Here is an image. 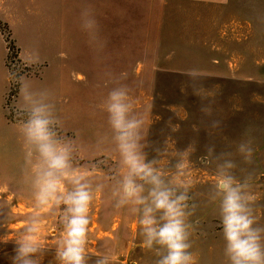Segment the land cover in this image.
<instances>
[{
    "label": "rangeland",
    "instance_id": "374dc122",
    "mask_svg": "<svg viewBox=\"0 0 264 264\" xmlns=\"http://www.w3.org/2000/svg\"><path fill=\"white\" fill-rule=\"evenodd\" d=\"M88 8L99 24L98 43H90L81 27V13ZM0 42L18 77L15 94H10V75L0 99V264H10L14 241L36 211L31 165L25 163L22 82L50 93L57 138L72 144L73 168L87 173L92 185L87 264L100 255L110 264H156L159 258L144 246L132 206H115L117 181L127 170L112 139L105 101L119 84L128 86L134 111L149 126L154 144L145 149L148 159L155 158L171 186H189L187 222L193 225L190 251L197 264H228L220 201L212 199L222 160L209 163L205 145H215L214 155L233 153L225 159L236 162L237 181L250 176L255 226L264 227V0H0ZM18 51L25 59L50 56L43 79L26 77L36 67ZM193 68L199 76L194 87L202 84V95L216 97L214 118L222 120V129L207 127L210 119L198 111L191 88L183 93L185 72ZM121 74L126 79H118ZM174 125L179 131H171ZM246 129L253 137L252 164L236 152ZM191 142L196 150L183 159V168L176 167ZM61 187L72 185L64 180ZM39 212L35 235L47 250L39 258L42 264H59L61 211Z\"/></svg>",
    "mask_w": 264,
    "mask_h": 264
},
{
    "label": "clouds",
    "instance_id": "9594fccd",
    "mask_svg": "<svg viewBox=\"0 0 264 264\" xmlns=\"http://www.w3.org/2000/svg\"><path fill=\"white\" fill-rule=\"evenodd\" d=\"M81 27L90 43L99 42V24L91 8L81 13ZM189 77L183 87L198 97V111L203 118L210 119L209 129H222V120L214 118L215 95H202L199 87H194L199 80L198 71L189 69ZM126 79L125 74L118 78ZM20 111L27 116L22 127L26 152L25 163L31 165V187L36 211L25 222L23 231L14 241L10 264H42L39 257L47 251L37 240L36 233L40 225V209L55 207L60 209V222L63 236L56 249L59 264H87L90 257L86 254L88 226L90 224V204L93 200L91 183L87 173H81L72 165V144L57 138L54 129L57 123L55 105L47 102L50 93L47 90L34 91L27 82L20 87ZM108 124L112 139L121 158L126 173L117 181V208L131 205V212L139 215L143 244L148 249H155L159 258L156 264H197V259L190 251L193 225L187 222L192 215L189 211V186L182 190L171 186L160 169L155 167V158L149 160L146 148L153 147L149 139V126L143 114L133 109L127 85L119 84L111 89L106 101ZM151 107V106H150ZM149 107V110H150ZM172 132L179 131L174 125ZM251 129L245 130V137L236 145V152L243 163H253V137ZM208 162L216 164L217 182L214 185L212 199L219 198L220 225L225 241L224 255L228 264H264V227L255 226L252 204L255 197L248 189L249 177L243 182L237 181L233 169L236 162L231 152L214 155L215 145H205ZM154 151L158 149L153 148ZM195 142L189 143L179 155L182 157L176 167L183 168V159L194 152ZM35 157V163H33ZM243 171V169H242ZM67 180L72 187H61ZM146 186L147 190H146ZM98 188L100 186H97ZM63 206V207H61ZM195 204L191 206L194 210ZM94 264H110L107 255H100Z\"/></svg>",
    "mask_w": 264,
    "mask_h": 264
},
{
    "label": "crops",
    "instance_id": "0c3cea01",
    "mask_svg": "<svg viewBox=\"0 0 264 264\" xmlns=\"http://www.w3.org/2000/svg\"><path fill=\"white\" fill-rule=\"evenodd\" d=\"M6 56H7V46H3L0 42V99L2 100L3 94L6 90L7 82L10 81V70L6 63ZM19 58L27 63L28 65L35 66L36 72L28 73L26 75L27 78L32 79H43L50 67V56L43 54L41 56H33L31 59H25L23 55L21 56L20 52L18 51Z\"/></svg>",
    "mask_w": 264,
    "mask_h": 264
},
{
    "label": "trees",
    "instance_id": "16d2710c",
    "mask_svg": "<svg viewBox=\"0 0 264 264\" xmlns=\"http://www.w3.org/2000/svg\"><path fill=\"white\" fill-rule=\"evenodd\" d=\"M14 73H15V70L10 69V75L12 76V78H11L12 84H11L10 94H15L17 87H18V77Z\"/></svg>",
    "mask_w": 264,
    "mask_h": 264
}]
</instances>
